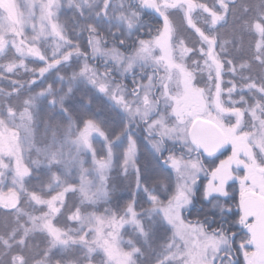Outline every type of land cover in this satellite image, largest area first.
Here are the masks:
<instances>
[{
    "label": "snow or ice",
    "instance_id": "6c2138e0",
    "mask_svg": "<svg viewBox=\"0 0 264 264\" xmlns=\"http://www.w3.org/2000/svg\"><path fill=\"white\" fill-rule=\"evenodd\" d=\"M256 172L264 0H0V264H264Z\"/></svg>",
    "mask_w": 264,
    "mask_h": 264
},
{
    "label": "water",
    "instance_id": "95a60500",
    "mask_svg": "<svg viewBox=\"0 0 264 264\" xmlns=\"http://www.w3.org/2000/svg\"><path fill=\"white\" fill-rule=\"evenodd\" d=\"M193 131L199 134L201 137H206L207 126L198 125ZM207 142L212 143L213 140H208ZM245 207L249 214L254 217L258 240L264 242V202L248 200L245 201Z\"/></svg>",
    "mask_w": 264,
    "mask_h": 264
},
{
    "label": "rangeland",
    "instance_id": "374dc122",
    "mask_svg": "<svg viewBox=\"0 0 264 264\" xmlns=\"http://www.w3.org/2000/svg\"><path fill=\"white\" fill-rule=\"evenodd\" d=\"M18 3H22L23 0H17ZM252 187L247 193L244 195V201L248 200H257L264 202V173H253V178L251 181Z\"/></svg>",
    "mask_w": 264,
    "mask_h": 264
},
{
    "label": "trees",
    "instance_id": "16d2710c",
    "mask_svg": "<svg viewBox=\"0 0 264 264\" xmlns=\"http://www.w3.org/2000/svg\"><path fill=\"white\" fill-rule=\"evenodd\" d=\"M137 140H138V143H140L141 148H142V156H146L147 155L146 151H143L145 148V145H144V141H143V137H142L141 133H137ZM116 187H117V191L114 193V195L116 197L126 198L127 197V191L125 190L124 185L121 184L119 181H117ZM198 212L199 213L204 212V209L199 207V201L197 202V207L193 209V213H192V216L190 218L191 219L197 218Z\"/></svg>",
    "mask_w": 264,
    "mask_h": 264
},
{
    "label": "flooded vegetation",
    "instance_id": "af4514ba",
    "mask_svg": "<svg viewBox=\"0 0 264 264\" xmlns=\"http://www.w3.org/2000/svg\"><path fill=\"white\" fill-rule=\"evenodd\" d=\"M262 186H264V185H262ZM263 190H264V188H263Z\"/></svg>",
    "mask_w": 264,
    "mask_h": 264
}]
</instances>
